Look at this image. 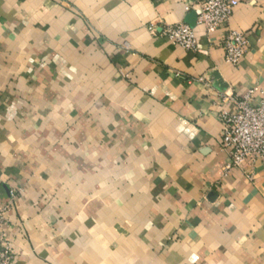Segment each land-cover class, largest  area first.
I'll use <instances>...</instances> for the list:
<instances>
[{"label": "crops", "instance_id": "0c3cea01", "mask_svg": "<svg viewBox=\"0 0 264 264\" xmlns=\"http://www.w3.org/2000/svg\"><path fill=\"white\" fill-rule=\"evenodd\" d=\"M199 1L0 0L13 264H264V157L224 175L219 121L225 95L264 102V0L213 34ZM180 23L196 52L147 31ZM229 31L248 41L236 66Z\"/></svg>", "mask_w": 264, "mask_h": 264}, {"label": "built area", "instance_id": "2783aa9c", "mask_svg": "<svg viewBox=\"0 0 264 264\" xmlns=\"http://www.w3.org/2000/svg\"><path fill=\"white\" fill-rule=\"evenodd\" d=\"M237 3V0L199 1L197 25L202 26L206 33L213 34L228 24ZM147 31L152 36L167 39L186 52L194 53L197 50L194 31L187 24H149ZM223 46L224 62L236 66L247 53V37L241 32L229 31ZM224 101L234 108L233 112L221 111L219 116L222 126L220 146L229 158L223 167V173L228 175L233 170L243 171L245 166L264 157V102L252 105L249 95L242 98L225 95ZM14 197L10 193L9 201L0 206V264L14 262L11 244L3 231L6 214L13 205Z\"/></svg>", "mask_w": 264, "mask_h": 264}]
</instances>
